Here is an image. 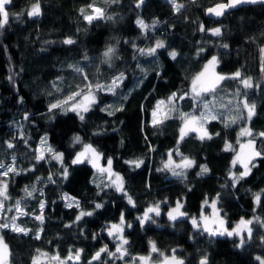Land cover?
Wrapping results in <instances>:
<instances>
[{
	"label": "trees",
	"instance_id": "16d2710c",
	"mask_svg": "<svg viewBox=\"0 0 264 264\" xmlns=\"http://www.w3.org/2000/svg\"><path fill=\"white\" fill-rule=\"evenodd\" d=\"M220 1L176 0L183 5L177 11L168 0H39L40 15L29 17L27 10L37 0H11L8 23L0 28V182L3 178L6 186L0 196V216L6 217L0 223L13 224L15 217L14 223L26 231H13L11 224L0 228L7 264H30L38 251L62 259L77 252L73 264H137L134 254L157 262L170 248L183 264H198L201 257L207 264H262L264 0L208 17L205 8ZM93 3L104 9V17L89 23L84 15ZM215 27L219 35L209 31ZM67 39L73 43H64ZM157 41L164 47L149 54ZM108 47L115 53L106 63ZM211 54L216 55L217 72L237 71L240 76H226L213 92L189 95L191 77ZM244 77L250 78L251 87L242 83ZM87 84L96 102L81 111L83 120L68 108L70 102L50 110L72 93L87 91ZM159 101H165L159 106L163 114L154 124ZM244 102L254 105L247 124L261 155L249 160L247 176L234 180L240 174L231 160L236 131L246 120ZM201 113L207 135L201 139L188 131L181 138L182 114ZM40 143L62 153V159L54 161L47 150L37 159L35 146ZM82 143L92 145L102 163L111 158V168L122 177V191L89 163L71 162ZM226 143L231 148L226 150ZM167 158H188L193 164L166 167ZM131 161L142 163L136 167ZM176 199L184 215L175 213L173 220L167 209L172 210ZM210 200L227 225L252 217L249 237L238 244L236 236L210 235L194 227L191 220L207 210L205 201ZM154 205L159 215L150 212L139 222ZM81 212L91 215L77 220ZM122 218L129 226L124 227L127 243L119 254L104 227ZM153 245L155 252L150 251Z\"/></svg>",
	"mask_w": 264,
	"mask_h": 264
},
{
	"label": "snow or ice",
	"instance_id": "6c2138e0",
	"mask_svg": "<svg viewBox=\"0 0 264 264\" xmlns=\"http://www.w3.org/2000/svg\"><path fill=\"white\" fill-rule=\"evenodd\" d=\"M107 2V0H106ZM112 2H116V0H112ZM142 2V0H141ZM170 2L173 4L174 8H176V10L178 11L180 8L183 7L182 4H177L176 0H170ZM242 2H255V0H229V3L227 4H217L215 7L213 8H209L208 12L209 13H214L216 16H220L223 14L224 9L228 8V7H232L235 4L238 3H242ZM11 3V0H0V28H2L5 24L8 23V19H9V12L6 10V6L9 5ZM139 6V5H138ZM88 7L92 10L91 15H84L85 10L81 9V14L84 15V19L87 20L89 23H91V21L93 19H99V18H103L104 17V9L96 7L95 3L88 5ZM23 13L20 14H16L17 17H19V15H22ZM27 15L29 17H34V16H39L40 15V4H39V0H37L36 3L32 4L31 9L27 12ZM108 19H112V17H108ZM137 24L140 25L142 28L147 27V25L144 24L143 21L138 20ZM201 30L203 31V27L201 28ZM214 35H219L220 34V29L216 28L212 30ZM64 43L67 44H71L73 43V41L71 39H67L64 41ZM164 47V44L162 41H157L156 43V47L155 48H149L147 50V52L149 54H153L156 51V48H161ZM225 47H227V45H225ZM141 52H144L143 49H140ZM262 52H264V49H261ZM115 53V49L112 47H108L107 50L103 53L104 57L107 58L105 60V62L107 63L111 57L114 55ZM170 55L175 58L176 53L175 52H171ZM217 62V58L215 56L212 57V59L208 62L207 65L204 66V71L200 72L196 77L193 78L192 80V90L193 92L196 93L197 96H199L202 92L205 93H210L213 92L217 86V84L219 83V81L225 79V77L223 76H219L216 75L213 71L214 69V65ZM76 71L78 72H82V69L77 68ZM235 77H239L240 73L236 72L234 74ZM122 78V74L119 77H116L113 79L112 84L108 86V91H112L114 89V87L116 86V82L117 80ZM85 79H87V77L85 76ZM243 84L245 85V87H251V83L249 80H243L242 81ZM96 87L98 89H102L104 86L97 84ZM86 88L88 89L87 92L84 91H78V92H74L71 95H69L67 97L66 100L64 101H60L58 103H54L50 105V110L51 109H56L61 107L62 105L68 104L69 102H72L71 105V110L73 111H78V110H82V112H87L89 110V107L94 104L96 102V98L95 96L92 94L91 88L92 85L91 84H87ZM175 93L172 94V97H175ZM77 97H79L80 99L77 100ZM172 97H169V103H171L172 101ZM165 103V101H159L157 104V107H159L160 105H163ZM208 106L205 105V108H207ZM244 107L248 109V119H251L253 112H254V105H249L247 102L244 103ZM78 115L80 117L81 120L84 119V116L81 114L80 111H78ZM109 115H112V113H109ZM153 116H156V112H153ZM215 116H212V119H215ZM182 119L184 120V127L181 128V138H183L184 135L187 134L188 131H198L201 129L203 121L205 120V114L201 113V115L199 117L197 116H190L189 114H182ZM159 121L154 120V124L158 123ZM232 123L236 122L235 118H232L231 120ZM207 135V133L205 132L204 134L201 135V139L204 138V136ZM241 136L244 135H251V132L249 129L244 128L241 129L240 134ZM261 136H264V133H260ZM210 138V137H209ZM80 138L79 137H75V142H79ZM9 147H12L11 144H9ZM241 147V152L238 153L237 155V160H240V162L243 164L244 166V171L240 173L239 177H234V180L236 179H241L244 176H247L248 173L250 172V168L247 166V163H245L246 160H251L253 157L255 156H259L261 155L260 152H256L254 150H252L253 147V142L251 140L248 141L247 145H240ZM245 147H247L250 151L249 153H245L243 150L245 149ZM231 148V145H227L226 144V150ZM49 151H52L51 149H49ZM62 153H55L54 154V158L56 160H61L62 159ZM99 153L96 152V150L92 147V145H84V150L77 153L76 158L73 159L72 163L73 164H77V163H83L85 162V160H87L90 163H93L94 167L98 168V171L101 173H107L109 175V178L115 176V179L112 180V184L115 185V187L117 188L118 191H122L123 190V180L122 177H120L118 174H114L111 171V165H112V160L111 158H109L107 160V164L108 167L107 168H102L99 167L95 161L99 159ZM43 155H41L40 157H38V159H42ZM237 160H233V165L236 164ZM131 164H134L136 167H139L140 163H142V161H131L128 162ZM193 164V161H191L188 158H184V160L182 161V164L176 165V167H191ZM168 165H166L167 167ZM0 167H3V165H0ZM11 170V169H10ZM201 171L202 172H206L207 168L204 166H201ZM174 175H180V173H176L174 171L173 173ZM65 175H67V170H65ZM6 187V186H5ZM29 195H31V193H28ZM4 195V191L0 190V196ZM257 200H259V194L257 195ZM19 201H17V208H19ZM129 203H132L131 198L129 197ZM205 203H207V201H205ZM69 206H71V204H69ZM41 207H43V205H41ZM97 208L101 207L100 204L96 205ZM181 205L179 204V202L176 205V208L173 209L172 211L169 212V218L170 219H176V215H184V213L180 212ZM212 208L215 210V202H213L212 204ZM150 212H155L157 215H159V208L158 206L155 208H149L145 214H144V218L147 219L148 218V214ZM176 213V215H173V213ZM84 215H91V213H84L81 212L80 215H78L76 217L77 220H79L82 216ZM37 219H42V217H36ZM15 217H13V224H12V229L13 231H17V232H25L26 230L21 228L19 225H16L14 223L15 221ZM203 219L206 221V226H205V231H210L211 234L215 235L216 232H211V230L207 227V218L203 217ZM122 222H123V218H122ZM143 220H141V223L143 224ZM193 226L195 227L197 225V221L195 218H193L192 220ZM221 225L223 224V221H220ZM251 223V221H244L243 219L240 221V224H238L236 226V228H234L231 232H227V234L229 236L233 235V233H236L237 235L240 234V232L242 231V228L245 227L247 224ZM9 224L7 223H0V228H8ZM112 229H114L117 233H119L121 231L120 226L119 225H112ZM225 231H227L226 229L224 231H221L219 234L223 235L225 233ZM250 231V229H249ZM112 231L109 232V235H112ZM39 238V237H37ZM124 243H127V241H124ZM106 251V247L105 248H101L99 252L96 253V255L93 257V259H96L100 256L101 252H105ZM121 251L120 246L117 247V252ZM152 251L155 252L157 251V249L155 248V245H153L152 247ZM175 251V250H173ZM9 255L8 253V248L7 245L4 243L3 238L0 237V264H7V256ZM42 255H46L44 253H42ZM79 257V253H77V258ZM52 260H59L60 258L58 256H52L51 257ZM142 261H147L149 258L148 257H141L140 258ZM259 259V257L257 258ZM37 260L38 258H34L33 259V264H37ZM165 260L167 261L168 258L165 257ZM60 264H63V261H60ZM171 264H183V261L176 259L175 256L172 257V261ZM201 264H207L206 258L201 260ZM262 264H264V261H262Z\"/></svg>",
	"mask_w": 264,
	"mask_h": 264
},
{
	"label": "rangeland",
	"instance_id": "374dc122",
	"mask_svg": "<svg viewBox=\"0 0 264 264\" xmlns=\"http://www.w3.org/2000/svg\"><path fill=\"white\" fill-rule=\"evenodd\" d=\"M168 1H170V0H168ZM31 6H32V5H31ZM31 6L28 8L27 12L31 9ZM91 14H93V13H92V10H91L90 13H88L87 15H91ZM216 28H217V27H215V28H211L209 31L212 32V30H213V29H216ZM212 33H213V32H212ZM213 56L216 57L215 54H211V55H209V56L203 61L201 68H200V69H199V70H198V71H197V72L191 77V80H190V83H189V87H188V94H189V95H192V96L196 95V93L193 92V90H192V88H193V86H192V80H193V78L196 77L200 72L204 71V66L208 64V62L212 59ZM215 66H216V63H215V65H214V69H213V71H214V73H215L216 75H219V76H223V77H226V76H234V74L237 72V71H234V72H232V73H230V74L219 73V72L216 71ZM234 77H235V76H234ZM243 80H249L250 83H251V80H250V78H248V77H244V78L241 79V81H243ZM242 83H243V82H242ZM87 91H88V90H87ZM87 91H85V92H87ZM79 99H80V98L77 97V100H79ZM244 103H245V102H244ZM71 105H72V102L69 103L68 108L71 109ZM244 108H245V107H244ZM78 111L81 112L82 110H78ZM78 111H75V112H78ZM245 111H246V114H245V117H246L245 123H244L243 125L239 126L238 129H237V131H236V146H235L234 151H233V154H232V160H231V165H232V166H233V160H237V155H238V153L241 152V147H240V145H241V144H243V145H247L249 140H251V141L253 142V139H252L249 135H244V136L239 135L240 132H241V129H244V128L249 129L248 124H247V121H248V109L245 108ZM155 112H156V116H155V117L153 116V119L157 120L158 118H160V117L162 116L163 112H162V109H160V107H159L157 110H155ZM190 116H197V115H190ZM197 117H198V116H197ZM183 127H184V120L182 119V120H181V126H180V133H181V128H183ZM249 130H250V129H249ZM194 132H195V134H196L198 137H201V135L204 134V133L206 132V129L204 128V125L202 124L201 129L198 130V131H194ZM206 133H207V132H206ZM226 144H227V145H230V144H228V143H226ZM226 144H225V147H226ZM84 145H90V144L82 143V144L79 146V148L75 151L74 155L72 156V158H71V162L73 161V159L76 158L77 153H79V152H81V151L84 150ZM35 147H36V155H37L36 158H37V159H38V157H40V156L42 155V152L44 153L45 150L49 151V148H48L44 143L37 144V146H35ZM92 147H93V146H92ZM93 148H94V147H93ZM252 150L256 151L255 148H254V143H253ZM243 151H244L245 153H249L250 150H249L247 147H245V149H244ZM96 152H97V150H96ZM55 153H58V152H51V151H49V157H50L51 159H53L54 161H57V162H58L59 160H56V159L54 158V154H55ZM97 153H98V152H97ZM183 160H184V159L173 160V159H171V158H167V159L165 160L164 164H165V165H173V166H176V165L182 164V161H183ZM85 162L89 163V164L91 165L92 168H94L97 172H99V171H98V168L93 166V163H90V162H88L87 160H85ZM248 162H249V160H246V161H245V163H247V166H248ZM95 163H96L99 167H102V168H107V167H108L107 162L102 163V162L100 161V155H99V159L96 160ZM235 165H237L238 168H239V174H240L241 172L244 171V166H243V164L240 162V160H237V162H236ZM111 171H112V173H114V174H118V175L120 176V174H119L117 171L113 170L112 168H111ZM2 173H3V172H0V175H1ZM100 173H101V172H100ZM229 174H230V175H233V174H234L232 169H231V171H230ZM103 175H104L105 179L107 180L108 184L111 185L112 187H114V188L117 190V188L115 187V185L112 184V180L115 179V176L109 178V175H108L107 173H103ZM0 177H1V176H0ZM4 183H5V182H4V179L2 178V180H1V182H0V190H3V191H4V195H5V184H4ZM4 195H3V196H4ZM178 202H179V201L176 199V200H175V203H174V205H173V207H172V210L176 208V205H177ZM213 202H215V201H214V200L207 201V203H205V204H207V210H205V211H204V210L200 211V213L198 214V216L195 217V219H196V221H197V225H196L195 227H199V228H201L204 232H206V233H208V234H210V235H213V234H211L210 231H205V230H204V229H205V226H206V221L203 219V217H206V218H207V227L211 230V232H216L215 235H220L219 233H220L221 231H224L225 229H226L227 231H225V233H224L223 235H228L227 232H231L234 228H236V226H237L238 224H240V221H241L242 219H243L244 221H252V217H247V218L240 217V218L234 220L230 225H227L226 222H225V219H224L223 214L220 212V210L218 209V207L216 206V204H215V210L212 208V204H213ZM0 205H1V204H0ZM8 207H9V206H8ZM155 207H157V205L152 206V208H155ZM0 209H1V207H0ZM172 210H171V209H167L168 214H169V212L172 211ZM0 211H1V210H0ZM146 211H147V210H146ZM146 211H144L143 215H142V214L140 215V217H139V222H140L141 220H143V218H144V214H145ZM168 214H167V216L169 217ZM173 215H175V212L173 213ZM0 217H4V218H5V217H6V214H5V213H2ZM192 220H193V219H192ZM192 220H191V222H192ZM220 221H223V224H222V225H221ZM7 222H8L9 224L12 225V222H11L10 220H7ZM114 224L120 226L121 231H120L119 233H117L114 229H112V225H114ZM192 225H193V223H192ZM125 226L128 227V226H129V223H124V222H122V220H120V221H118V222L109 223L108 225H106V226L104 227V231H105L106 234L109 236L110 240L113 241V249H112V250H113V251H117V247L120 246L121 251L118 252L119 254H122V253H123V245H124V241H125V238H126L125 235H124V227H125ZM249 229H250V223L247 224L245 227L242 228V231L240 232L239 235H237L236 233H233V235H231V236H236V238H237V241H236V242L239 244V243L242 242L245 238H248V237H249V234H250ZM110 231H112V233H113L112 235H109V232H110ZM228 236H229V235H228ZM42 253L46 254V253L43 252V251H38V252L33 256V258H32V260H31V263H30V264H33V259H34V258H38V260H37V264H39L40 262H43V261H49V260L51 259L50 255H48V254H46V255H42ZM68 255H69L70 257H74V256L77 255V252L70 253V254H68ZM146 257H147V255H146ZM64 260H65V259H61V260H59V261H63V262H64ZM147 261L149 262V260H147ZM51 264H52V263H51Z\"/></svg>",
	"mask_w": 264,
	"mask_h": 264
},
{
	"label": "water",
	"instance_id": "95a60500",
	"mask_svg": "<svg viewBox=\"0 0 264 264\" xmlns=\"http://www.w3.org/2000/svg\"><path fill=\"white\" fill-rule=\"evenodd\" d=\"M258 1H263V0H255V2H242V3H238V4H235V5L232 6V7H228V8H226V9H224L223 13L226 12V11H229V10H232V9H235V8H238V7L248 6V5L254 4V3L258 2ZM227 3H229V0H223V1H220V2L212 3V4L208 5V6L205 8L204 12H205V14H206L208 17H215L216 15H215L214 13H209V12H208V9H209V8H213V7H215L217 4H227ZM6 7H7V6H6ZM173 250H175V248H170L169 251H168V253L165 254L164 256H162V258H161L159 261H157V262L142 261V260L140 259L141 257H144L142 254H134V255H132L131 258H132L133 260H135L137 264H171L172 257L175 256L176 259L181 260V261H183V263H184L183 258L180 257L179 255H177L176 252L173 251ZM150 251H152V250H150ZM96 253H97V252L93 253V254L91 255V257L89 258V260H93V257L96 255ZM54 256H56V255H54ZM165 257L168 258L167 261L165 260ZM202 259H205V258H204V257L199 258V259H198V264H201V260H202ZM66 261H67V262H63V264H73V263L77 262V257H76V256H74V257L67 256V257H66ZM69 262H70V263H69ZM53 264H60V261H56V262H54Z\"/></svg>",
	"mask_w": 264,
	"mask_h": 264
},
{
	"label": "flooded vegetation",
	"instance_id": "af4514ba",
	"mask_svg": "<svg viewBox=\"0 0 264 264\" xmlns=\"http://www.w3.org/2000/svg\"><path fill=\"white\" fill-rule=\"evenodd\" d=\"M144 257H145V256H144ZM61 259H62V258H60L59 260H61ZM64 259H65V258H64ZM59 260H52V259H50L49 261H46V263H47V264H51V263L53 264L54 262L59 261ZM64 262H67L66 259L64 260ZM69 263H70V262H69Z\"/></svg>",
	"mask_w": 264,
	"mask_h": 264
}]
</instances>
